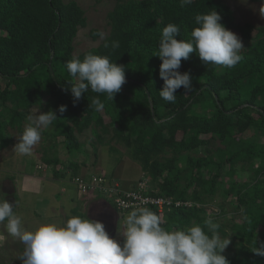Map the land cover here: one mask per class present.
Listing matches in <instances>:
<instances>
[{
	"label": "trees",
	"instance_id": "obj_1",
	"mask_svg": "<svg viewBox=\"0 0 264 264\" xmlns=\"http://www.w3.org/2000/svg\"><path fill=\"white\" fill-rule=\"evenodd\" d=\"M212 9L225 27L239 33L243 59L224 68L204 65L191 54L179 71L190 74L192 90L186 93L181 87L174 103L163 100L162 61L154 55L163 27L178 24L180 38L187 40L196 26L194 17ZM108 23L105 40L118 41V48H105L102 40L74 55V38L86 25L85 12L75 0H0V149L13 138L7 128L23 131L31 107L54 110L59 118L52 125L67 150L78 147V134L90 128L98 145L106 143L118 152L114 142L126 148L149 176L150 193L192 202L163 214L147 206L166 228L203 224L211 215L225 235L223 203H216L217 212L207 206L218 194L230 197L242 220L228 225L232 243L224 255L230 264H264V257L251 251L255 241L257 247L264 242V140L252 139L264 137V25L238 24L221 0H193L184 7L179 0H116ZM98 32L91 30L93 37ZM89 51L124 67L126 83L113 101L89 91L73 104L70 90H64L68 81L76 82L66 62L73 56L83 59ZM96 96L104 105L99 111L91 104ZM60 105H66L62 114ZM214 140L222 144L212 148ZM237 163L253 169L251 181H236Z\"/></svg>",
	"mask_w": 264,
	"mask_h": 264
},
{
	"label": "clouds",
	"instance_id": "obj_2",
	"mask_svg": "<svg viewBox=\"0 0 264 264\" xmlns=\"http://www.w3.org/2000/svg\"><path fill=\"white\" fill-rule=\"evenodd\" d=\"M184 7L193 0H179ZM260 15L264 17V0ZM221 15L215 9L198 13L190 38H180V26L168 23L163 27L158 51L162 63L159 75L164 81L159 96L167 102L176 101V92L183 87L192 90V80L187 72H180L182 60H188L195 53L204 65L213 64L224 68H234L242 59L244 48L239 36L221 23ZM97 35L104 40V47L116 49L118 41L105 40V34ZM67 72L75 78L68 81L73 104L91 91L106 94L113 101L126 83L122 65L113 62L108 55L85 53L83 59L73 56L66 62ZM97 111L104 107L99 96L91 101ZM59 113L66 111L60 105ZM57 112L38 111L29 114L23 132L18 136L14 151L20 155H30L34 146L40 143L44 129L58 120ZM15 205L0 199V224H4L8 235L23 245L19 256L22 264H230L224 255L230 240L222 237L220 224L211 215L203 224L193 223L184 227H164L162 217L147 207H138L123 218V226L118 234L122 242L109 235L105 225L90 219L87 214L70 215L65 221L48 220L35 228H27L21 216L14 212ZM251 248L258 256L264 257V242Z\"/></svg>",
	"mask_w": 264,
	"mask_h": 264
},
{
	"label": "rangeland",
	"instance_id": "obj_3",
	"mask_svg": "<svg viewBox=\"0 0 264 264\" xmlns=\"http://www.w3.org/2000/svg\"><path fill=\"white\" fill-rule=\"evenodd\" d=\"M64 1H69V0H64ZM75 1L84 10L86 16V25L80 26L78 28V31L73 41L74 44L73 54L78 55L79 53L89 48L97 46L102 41V39L99 36L97 37L92 36L91 34L92 29H97L99 32H103L105 34V37L108 35L110 30V26L108 23V12L113 8L116 0H75ZM221 1L226 3L233 10L235 20L238 24L249 22L256 27L264 25V17H262L259 12V8L262 0H221ZM233 32H235L239 36V33L237 31H233ZM38 111L45 112L46 108L44 106H39V105L31 107L26 114V120L22 124V130H24L25 125L29 123L27 119L28 115L36 113ZM105 120L108 121V118L105 117ZM7 131L12 135L13 138L7 147L0 149V186L1 187L4 186L2 185L4 182L5 185L10 184L11 181L6 179L10 175L16 177V175L24 171L30 173H34L37 171L36 158L30 157L29 155H20L14 151V145L18 142V136L23 131L18 132L16 129L13 128H7ZM55 133H56V129L54 128L53 125L47 129H44L42 132V138L40 143L34 146L33 151L30 155H33L34 151L41 152L43 148L47 150L46 152L44 150L45 152L44 155L50 152L49 155L52 156H54V154L55 156L59 155L60 161L67 159L68 162L75 163L78 160L80 161L81 159H89L92 155L91 150L96 151L97 155L99 154L100 150L102 151L104 150L105 156L101 157L98 161V163H101L102 165L97 164L96 166L92 167L89 170V172H87L88 174L98 173L107 176L114 174L116 176L118 173H121L123 175V179L127 178L131 180L130 182L124 181L123 183L126 185H133L137 175L140 174L139 178H141L144 174L142 170L140 172L139 164H137L134 160L131 159V157L127 153L126 148L123 145L114 142L119 152L116 150L110 151L109 145H107L106 143H102L98 145L95 139V133L92 134L90 128L85 129L82 133L78 134L79 137L78 147L71 148L70 150H67L65 144L62 141L63 135L55 134ZM111 134H112L111 131L108 132L104 136V139L106 140L107 138H109ZM180 134L181 133L178 132V137L180 136ZM252 139L253 140L261 139L263 141L264 137L261 138L254 137ZM221 144L222 142H220L219 140H214L213 143L211 144V147L215 148L217 145H221ZM51 150L56 151L57 154L56 153L53 154ZM63 152H65V155L63 154ZM120 153L122 155V158H119ZM107 154L108 156H106ZM38 165H40L41 167L47 166V164L44 165L42 162H40ZM56 165H58L59 168H62V166L65 164L62 162L60 163L57 162ZM70 169H71L70 171L72 172L74 171V168H70ZM15 171H17L18 174ZM79 171L81 172V170ZM234 173H235V179L238 183L251 181L254 176V171L253 169L250 168L248 164L237 163L235 166ZM146 176L149 180L150 179L149 176L148 175ZM118 177L120 176L118 175ZM116 179L118 178L116 177ZM54 187L56 186H53L52 188ZM148 187H149V183H148ZM69 188L72 193L76 192L77 189L76 186L70 185ZM57 190L58 188L54 189L53 196H57ZM29 199L28 200L30 202H33V205L36 204L35 198L29 197ZM230 199H231L230 197L224 199L220 194H218L215 197L214 202L212 204H209V206H207L209 212H217L219 211V206H217L216 203L219 200L223 203L224 212H222L221 220L225 222L227 226L225 228L226 234L225 235L221 233L220 234L222 237L229 238L230 240L229 245H231L232 243V230L228 225H231L232 222H241L242 220V214L240 213V209H237L234 203L230 201ZM9 201L12 202L11 197ZM106 201L109 204H111V202L108 201L107 199ZM75 203L74 204L76 205V209H75V213H76L80 211L81 204L77 201ZM111 205L110 206L108 205V207L105 208H101L100 211L98 212L96 211L97 209H95L94 207L89 212V217L91 219L101 221L107 227L111 226L110 230H113L114 237L122 242L123 237L118 234V229L122 228L123 218L126 216V214L116 213L112 209ZM32 209L33 208H31V205H29V208H27L25 207L24 202H21L20 208L17 209L15 213L17 215L19 214L20 216H23L22 219L24 221L25 226L28 227V225L31 226L32 224V227L35 228L37 225H39L42 222H45L47 219L45 218L46 220L45 219L41 220L36 217L34 219V217H32L33 215ZM63 214H65L66 216L68 215L67 211H65V213L64 212L61 213L59 215L60 221H65L68 218V217H64L65 215ZM1 232H3L2 224H0V237H1ZM14 240L16 241L12 242L10 239L5 241L4 239L2 242H0V264H22V260L19 259V256L21 254L17 252L16 247L20 248L23 245H20V243H16L19 242L17 239Z\"/></svg>",
	"mask_w": 264,
	"mask_h": 264
},
{
	"label": "crops",
	"instance_id": "obj_4",
	"mask_svg": "<svg viewBox=\"0 0 264 264\" xmlns=\"http://www.w3.org/2000/svg\"><path fill=\"white\" fill-rule=\"evenodd\" d=\"M44 150L45 149L42 148L41 150L42 153L39 151L37 152L34 151L33 155H29L30 157L36 158V170H37L36 172L30 173V172L24 171V172H21L22 173L21 175V173L18 174V172L15 171L18 174L16 175V177L10 175L9 177L6 178L9 181H11L10 184L5 185V182H4L2 184L4 186L2 187L0 186V198L5 197V199L9 201L11 197L12 202L11 201L9 202L15 205L14 212L20 208L21 202H24L25 207L29 208V205H31V208H33L32 217H34V219L36 217L41 220L46 218L47 219V220L45 219L46 221L48 220L60 221L59 215L63 212L65 213V211H67L68 215L66 216L65 214H63L65 215L64 217H69L72 214L73 215L77 214V215H82V216L87 214V216L89 217V212L94 207L95 209H97L96 211L98 212L100 211L101 208H105V207H108V205L109 206L111 205L106 201L105 198H103L98 193L83 194L79 190H77L78 189L77 187H76L77 188L76 192L72 193L69 188L70 185L76 186L72 180L74 175H82L85 178L86 177L88 178L92 174H98V173L88 174L87 172H89V170L92 167L96 166L97 164L98 165L101 164V163H98V161L101 157L105 156L104 150L102 151L99 149L100 152L98 155L96 151L91 150L92 155L89 159H81L80 161L78 160L75 163L68 162L67 159L60 161L59 155L55 156L54 153H56V151H53V150L51 151L53 152L54 156L49 155L50 152L44 155V153L47 151L45 150L44 152ZM63 154L65 155V152H63ZM106 156H108V154ZM49 158H54L55 160H53L52 162H49ZM40 162H42L44 165L47 164V166L41 167L40 165H38ZM57 162L59 163L62 162L65 165H63L62 168H59V166L56 165ZM70 168H74V171L73 172L70 171L71 170ZM79 170H81V172ZM140 172H141V169H140ZM118 175L120 177H118ZM107 177L110 180L112 179L118 180L120 183V186L123 189L133 188V186L137 184V181L141 179L139 178L140 177V174H139L135 178V182L133 183V185H126L123 182L124 181L130 182L131 180L127 178L123 179V175L121 173H118L116 176L114 174L108 175ZM116 177L118 179H116ZM53 186H56V187L52 188ZM55 188H58L57 196H53L54 195L53 192ZM29 197L36 199L35 205H33V202L29 201L31 200L29 199ZM54 197H57V198H54ZM76 201L81 204V208L79 212L75 213V209H76L75 202ZM111 207L116 213L121 214L112 205ZM2 227H3V232H1L0 242H2L4 239L5 241L10 239L12 242H15L16 241L14 240L15 238L9 236L7 231H5L4 224H2ZM27 228L33 229L32 224L31 226L28 225ZM112 237H114V235H112ZM16 243H20V242H16ZM20 245L22 244L20 243ZM16 249L18 253L20 254L23 253V246L20 248L16 247Z\"/></svg>",
	"mask_w": 264,
	"mask_h": 264
},
{
	"label": "built area",
	"instance_id": "obj_5",
	"mask_svg": "<svg viewBox=\"0 0 264 264\" xmlns=\"http://www.w3.org/2000/svg\"><path fill=\"white\" fill-rule=\"evenodd\" d=\"M143 176L133 188L129 189H123L118 180H110L103 174H92L88 178L74 175L72 180L81 193L100 194L110 201L120 213L129 212L138 207L153 206L156 207L159 214H163L172 207L192 205L190 200L173 199L167 195L150 193L148 190L149 180L146 175L143 174Z\"/></svg>",
	"mask_w": 264,
	"mask_h": 264
},
{
	"label": "flooded vegetation",
	"instance_id": "obj_6",
	"mask_svg": "<svg viewBox=\"0 0 264 264\" xmlns=\"http://www.w3.org/2000/svg\"><path fill=\"white\" fill-rule=\"evenodd\" d=\"M105 228H106V231L109 233V235L112 236L113 230H110L111 226L110 227L105 226Z\"/></svg>",
	"mask_w": 264,
	"mask_h": 264
}]
</instances>
